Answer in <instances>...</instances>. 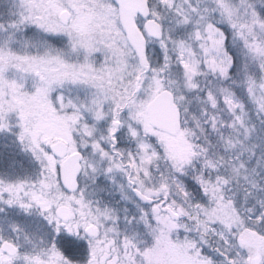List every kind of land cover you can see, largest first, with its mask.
I'll use <instances>...</instances> for the list:
<instances>
[{
  "label": "snow or ice",
  "instance_id": "snow-or-ice-1",
  "mask_svg": "<svg viewBox=\"0 0 264 264\" xmlns=\"http://www.w3.org/2000/svg\"><path fill=\"white\" fill-rule=\"evenodd\" d=\"M0 264H264V0H0Z\"/></svg>",
  "mask_w": 264,
  "mask_h": 264
},
{
  "label": "rangeland",
  "instance_id": "rangeland-1",
  "mask_svg": "<svg viewBox=\"0 0 264 264\" xmlns=\"http://www.w3.org/2000/svg\"><path fill=\"white\" fill-rule=\"evenodd\" d=\"M4 2H6V0H4Z\"/></svg>",
  "mask_w": 264,
  "mask_h": 264
}]
</instances>
